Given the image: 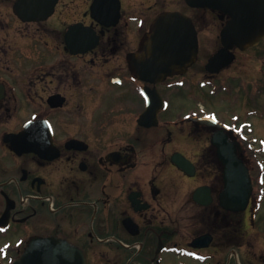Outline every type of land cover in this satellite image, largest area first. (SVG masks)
Instances as JSON below:
<instances>
[{"label":"flooded vegetation","instance_id":"af4514ba","mask_svg":"<svg viewBox=\"0 0 264 264\" xmlns=\"http://www.w3.org/2000/svg\"><path fill=\"white\" fill-rule=\"evenodd\" d=\"M164 11L190 16L198 34L209 17L219 31L229 20L185 0H0V264L36 236L69 243L87 264H264L257 200L231 211L219 198L212 136L245 158L241 114L226 121L208 107L240 100L242 80L216 79L242 51L208 68L218 31L204 63L198 44L186 70L137 78L128 57Z\"/></svg>","mask_w":264,"mask_h":264},{"label":"water","instance_id":"95a60500","mask_svg":"<svg viewBox=\"0 0 264 264\" xmlns=\"http://www.w3.org/2000/svg\"><path fill=\"white\" fill-rule=\"evenodd\" d=\"M193 7L223 11L231 20L221 31V48L210 59V66L221 67L233 58L229 48L251 47L264 37V0H186ZM197 54V35L191 20L179 12H165L153 22L138 51L130 57L134 74L157 81L183 71ZM212 142L223 165L224 188L220 203L228 210H244L252 191L247 167L236 154L234 143L222 133ZM177 163H180L178 160ZM14 264H86L80 250L57 238H35Z\"/></svg>","mask_w":264,"mask_h":264},{"label":"rangeland","instance_id":"374dc122","mask_svg":"<svg viewBox=\"0 0 264 264\" xmlns=\"http://www.w3.org/2000/svg\"><path fill=\"white\" fill-rule=\"evenodd\" d=\"M189 13L192 15H195L193 11H189ZM219 31V25L216 21L213 19H210L206 23V27H201L199 29V45H200V54L199 58H203L201 61L204 63L211 53L215 50L214 42L218 40L217 34ZM199 49V48H198ZM238 63H235L234 66H232V69L225 72L220 76V78L216 79L218 81L219 79L224 80L227 83H236L238 81L243 82L244 88L243 94L240 97V100L235 103H232L233 101H230L232 106L229 105L227 102H223V100L227 99L225 96H217L215 98H211L212 106L209 104L208 107H210L213 110H216L219 115L222 116L223 119L226 121H231L232 117L231 115L235 114L236 111H239L238 113L241 114L240 120H248L251 121L253 124L251 125V128L253 127L254 133L258 134V139H254L253 146L254 148L251 149V147L247 146V143L249 142V134L246 133L248 136L247 142H244V146L247 148L246 157L249 158V164L252 170V176H253V182H254V192L258 193L260 191L264 192V179L262 180V184L260 186L259 183L261 181H257L258 174L262 175V171L264 170V109H262L263 112L258 111L257 114L248 115L251 112L252 105L251 103V92L255 91L257 85H254L256 82H263L264 79H262V73L261 70L264 68V44L260 45L258 48H254L251 50L242 51L238 54ZM232 75L237 76V78H232ZM188 80H192L195 83L202 79L204 77L203 73H197L195 69H192L189 71L188 74ZM221 81V80H220ZM197 85V84H196ZM195 85V86H196ZM204 90H207L203 88ZM224 98V99H223ZM258 98V99H257ZM254 100V103L257 105H261V103L264 101V93L260 96L256 97ZM186 102V100L183 98L177 99L174 103V107L176 110H179V107L183 105ZM210 103V102H209ZM235 105V106H234ZM233 108V110L231 109ZM244 129H247L246 126ZM252 143V142H251ZM249 145V144H248ZM257 158V159H256ZM257 161V162H256ZM262 187V188H261ZM260 215H264V197L262 198V206L260 207ZM264 220V216H263ZM259 253L261 258H264V240H261L259 242Z\"/></svg>","mask_w":264,"mask_h":264}]
</instances>
